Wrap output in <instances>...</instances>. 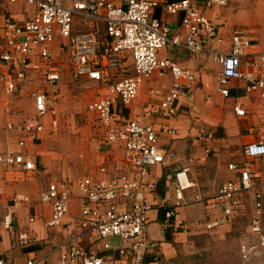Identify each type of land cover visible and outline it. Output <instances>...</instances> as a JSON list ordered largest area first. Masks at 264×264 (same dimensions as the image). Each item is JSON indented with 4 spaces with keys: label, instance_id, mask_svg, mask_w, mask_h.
I'll return each mask as SVG.
<instances>
[{
    "label": "built area",
    "instance_id": "2783aa9c",
    "mask_svg": "<svg viewBox=\"0 0 264 264\" xmlns=\"http://www.w3.org/2000/svg\"><path fill=\"white\" fill-rule=\"evenodd\" d=\"M9 1H23L34 9V13L22 21L11 17L4 19L5 44L0 61L5 71L0 74V82L8 94L27 88L38 79L44 88L32 90L34 114L22 123L7 125L8 131H16L20 137L0 152V164L19 170L27 178L43 173L29 154L28 146L44 131L43 119L58 115L61 96L47 90L62 79L53 56L52 47L57 44L75 82L87 77L99 85L98 99L88 104L86 110L97 115L106 131V141L123 148L127 170L136 172L135 177L123 173L109 181L91 177L79 180L80 215L69 222L70 200L74 193L70 183L54 181L41 191V203L52 208L46 226L65 229L67 238L57 261L30 258L26 264H118L119 259L131 264H160L156 255L151 262L146 260L158 246L147 235L150 214L162 208L165 227L185 231L184 222L176 220L180 209L203 204L208 199L200 191L198 182L191 179L190 168L180 167L168 175L172 182V201H153L157 184L149 179L150 169L166 163L167 150L160 143L156 124H149L140 117L128 118L120 108L131 107L144 81L154 75H170L173 83L160 101L156 116L163 120L177 116L182 96L191 92L197 77L172 58L160 56V52L169 46L184 47L193 55L210 54L221 65L222 94H229L224 87L230 81L243 79L247 81L248 93L260 91L264 99V77L242 72V58L248 55L252 46L250 37L246 31L237 30L229 52L214 51L211 42L216 37V29L192 0L166 3L169 15H182L181 34L173 36L169 24L153 15L159 5L155 0H74L70 4L64 0ZM228 3L229 0H211L212 5L219 7ZM259 60L249 61L247 66L264 67V54ZM235 111L239 116L245 115V110L239 106ZM144 115L153 117L154 113L147 108ZM164 132L174 135L170 127ZM243 155V163L229 165L232 179L209 200L223 215L217 221L208 222L206 228L211 230L234 220L238 211L246 207L243 197L253 193V215L249 230L242 237L240 254L243 264H264V181L253 166L254 160L264 157V119H261L259 138L244 145ZM20 201L29 202L30 199H16V202ZM35 219L32 217L30 222ZM5 224L9 234L17 233L11 213L5 217ZM87 235L100 243L99 251L87 252L81 248ZM111 239L121 240L122 245L113 248ZM31 243L29 236L18 239L20 247H28ZM110 250H116L117 255L108 254ZM0 264H7V261L0 257Z\"/></svg>",
    "mask_w": 264,
    "mask_h": 264
},
{
    "label": "crops",
    "instance_id": "0c3cea01",
    "mask_svg": "<svg viewBox=\"0 0 264 264\" xmlns=\"http://www.w3.org/2000/svg\"><path fill=\"white\" fill-rule=\"evenodd\" d=\"M155 1L159 5L153 12L154 17L169 24L171 36L181 34L182 15H169L166 11L167 2L179 0ZM7 2L10 8L9 15L5 18L22 21L34 13V9L23 1ZM192 3L216 29V37L211 42V49L214 51L229 52L234 33L237 30L246 31L252 46L247 51L248 55L242 58V72L264 77V67L247 66L249 61L259 62L260 56L264 54V0H229L224 7L212 5L211 0H192ZM3 25L1 39L4 45ZM2 48L3 46L1 50ZM52 48L62 79L47 90L61 96L59 114L61 107L64 110L70 104L72 107L80 104L77 100L68 98L66 85L68 79L73 81V75L66 58L59 52L57 44ZM160 56L172 58L181 67L192 70L197 77L191 92L182 96L177 116L170 120L156 116L160 101L173 83L170 75H154L144 81L131 107L120 108V112H124L128 118L140 117L149 124H156L161 136L160 143L167 150L166 163L150 169L149 179L157 184L153 201H172V182L168 175L180 167L190 168L191 179L198 182L200 191L207 196L208 201L180 209L176 220L184 222L185 231H174L165 227L162 208L153 211L150 214L147 235L158 246L146 260L149 263L156 255L160 264H243L240 243L249 230L252 219L255 200L253 193L243 197L246 207L238 211L239 214L234 220L211 230L206 228V224L217 221L223 214L209 200L225 182L232 179L233 173L229 165L245 161L244 145L259 138L261 119H264V99L260 91L248 93L247 81L243 79L230 81L224 87L229 94H222L219 82L221 65L208 53L193 55L184 47L169 46L160 52ZM4 71L5 67L0 61V74ZM79 82L84 90L97 86L94 98L88 104L95 102L98 99L99 85L87 77H82ZM0 87L4 92L2 94L8 97L6 109L0 112V152H4L20 137L16 131H8L7 125L22 123L27 116L34 114L32 90H41L44 87L40 79L27 88L18 89L14 94H8L1 82ZM87 105L82 116H77L76 113L71 114L72 116L60 113L43 119L44 131L39 134L37 141H32L28 146L29 154L43 170L40 176L27 178L19 170L5 168L0 164V257L7 264H26L30 258L52 261L59 259L67 232L65 229H51L46 226L52 216V208L40 200L41 191L47 189L52 182L67 180L72 187L74 193L70 200V215L67 219L69 222L80 215L81 201L77 189L79 180L91 177L97 181H109L123 173L135 177L136 172L128 171L125 167L123 148L106 141L105 129L97 115L86 110ZM238 106L245 110L244 116L236 113L235 108ZM147 108H151L153 117H145L144 111ZM69 112L71 113L70 109ZM76 118L80 120L77 121ZM67 119L73 127L77 123L79 131L72 128L69 131L73 132L70 134L71 138L63 139L58 135L64 132L62 127ZM166 127L173 129L174 135L164 132ZM53 139L62 141L56 143ZM256 161H264V157L253 161L254 168L260 172L264 181V168L257 167ZM24 197L30 201L16 202V199ZM10 213L14 216L18 230L15 235L9 234L5 228V217ZM32 217H36L34 222H30ZM23 236L32 239L28 247L18 245V239ZM110 242L113 248L122 245L119 239H111ZM101 247L92 235L85 236L81 242V248L87 252L99 251ZM108 254L117 255L116 250H110ZM118 261V264H131L128 260Z\"/></svg>",
    "mask_w": 264,
    "mask_h": 264
},
{
    "label": "rangeland",
    "instance_id": "374dc122",
    "mask_svg": "<svg viewBox=\"0 0 264 264\" xmlns=\"http://www.w3.org/2000/svg\"><path fill=\"white\" fill-rule=\"evenodd\" d=\"M7 1L8 0H0V51H2L1 50V47L3 46L2 39H1V29H2L3 22H4V18L7 15H9V8H10V5L8 4ZM64 1L67 4H70L74 0H64ZM81 83H83V81ZM81 83L80 82H78V83L75 82L74 81V77H73V81L71 80V78L68 79V84L66 85L67 86V93L69 95L68 98L69 99H75L80 104L78 106V108H77V106H73L74 108H76V111L77 112H74L73 107L70 104L71 107L69 106V108H64V110H62V107H61V110H60L59 114L60 113H64V114H66L68 116H72L71 114L76 113L75 115H77V116L78 115H81V116L84 115V113H85L84 107L88 104V102L92 101V99L94 98V94H95V91L94 90L97 89V86L95 85L93 87L94 89L91 88V90H89V89L84 90V89H82L83 87H81V85H82ZM2 92H3V90L0 87V112L2 110H5L6 109L7 103H8V100H6V99H8V97L6 95H3ZM69 109L71 110V113L69 112ZM78 111H81V113H79ZM68 120L69 119H67V121L65 122L64 126L62 127V130L64 132L63 133H60L58 135V137L61 136L63 139H65L67 137L69 139V138H71L70 137V134L71 133L73 134V132H69V131L73 130L74 128H76V131H79V130H77L78 127H76V124L77 123L76 124L74 123L75 124V127H73L72 124H69L68 123ZM76 120L78 121L80 119H77L76 118ZM93 120H94V117H93ZM53 141H56V143H57V141H62V140H54L53 139ZM64 144L66 146V143H64ZM68 146H69V144H68ZM256 163H257V167H259L260 169L264 168V161H256L255 162V165H256Z\"/></svg>",
    "mask_w": 264,
    "mask_h": 264
}]
</instances>
